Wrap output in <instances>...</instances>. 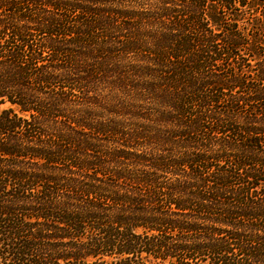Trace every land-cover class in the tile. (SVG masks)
<instances>
[{
	"label": "trees",
	"instance_id": "trees-1",
	"mask_svg": "<svg viewBox=\"0 0 264 264\" xmlns=\"http://www.w3.org/2000/svg\"><path fill=\"white\" fill-rule=\"evenodd\" d=\"M0 264H264V0H0Z\"/></svg>",
	"mask_w": 264,
	"mask_h": 264
},
{
	"label": "rangeland",
	"instance_id": "rangeland-1",
	"mask_svg": "<svg viewBox=\"0 0 264 264\" xmlns=\"http://www.w3.org/2000/svg\"><path fill=\"white\" fill-rule=\"evenodd\" d=\"M221 11H222V10H220V12H221ZM248 17L250 18V16H249V15H247V18H248ZM192 114H194V113H192Z\"/></svg>",
	"mask_w": 264,
	"mask_h": 264
}]
</instances>
